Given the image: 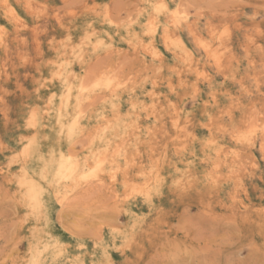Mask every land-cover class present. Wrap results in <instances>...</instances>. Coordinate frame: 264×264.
<instances>
[{
	"label": "clouds",
	"instance_id": "obj_1",
	"mask_svg": "<svg viewBox=\"0 0 264 264\" xmlns=\"http://www.w3.org/2000/svg\"><path fill=\"white\" fill-rule=\"evenodd\" d=\"M0 264H264V0H0Z\"/></svg>",
	"mask_w": 264,
	"mask_h": 264
}]
</instances>
